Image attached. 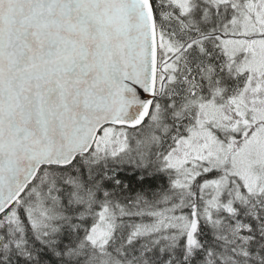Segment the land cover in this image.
Segmentation results:
<instances>
[{
	"label": "snow or ice",
	"instance_id": "6c2138e0",
	"mask_svg": "<svg viewBox=\"0 0 264 264\" xmlns=\"http://www.w3.org/2000/svg\"><path fill=\"white\" fill-rule=\"evenodd\" d=\"M0 264H264V0H0Z\"/></svg>",
	"mask_w": 264,
	"mask_h": 264
}]
</instances>
